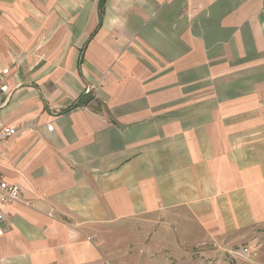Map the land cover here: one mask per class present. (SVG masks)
<instances>
[{"label": "crops", "instance_id": "0c3cea01", "mask_svg": "<svg viewBox=\"0 0 264 264\" xmlns=\"http://www.w3.org/2000/svg\"><path fill=\"white\" fill-rule=\"evenodd\" d=\"M0 64V264H264V0H0Z\"/></svg>", "mask_w": 264, "mask_h": 264}, {"label": "built area", "instance_id": "2783aa9c", "mask_svg": "<svg viewBox=\"0 0 264 264\" xmlns=\"http://www.w3.org/2000/svg\"><path fill=\"white\" fill-rule=\"evenodd\" d=\"M9 73V68L0 64V106L5 103L11 93V89L5 84V79ZM53 125H48L47 130L52 131ZM17 128L10 127L0 120V145L7 139L18 135ZM21 198V192L13 185L3 180L0 176V236L5 232L6 221L1 209L18 202ZM247 252V249L245 250Z\"/></svg>", "mask_w": 264, "mask_h": 264}, {"label": "rangeland", "instance_id": "374dc122", "mask_svg": "<svg viewBox=\"0 0 264 264\" xmlns=\"http://www.w3.org/2000/svg\"><path fill=\"white\" fill-rule=\"evenodd\" d=\"M1 102V101H0Z\"/></svg>", "mask_w": 264, "mask_h": 264}]
</instances>
